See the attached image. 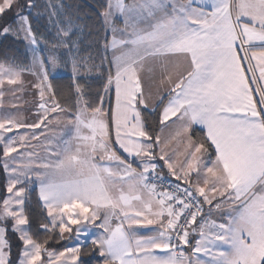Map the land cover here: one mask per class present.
Masks as SVG:
<instances>
[{
  "label": "snow or ice",
  "instance_id": "6c2138e0",
  "mask_svg": "<svg viewBox=\"0 0 264 264\" xmlns=\"http://www.w3.org/2000/svg\"><path fill=\"white\" fill-rule=\"evenodd\" d=\"M93 7L0 0V264H264V0Z\"/></svg>",
  "mask_w": 264,
  "mask_h": 264
},
{
  "label": "trees",
  "instance_id": "16d2710c",
  "mask_svg": "<svg viewBox=\"0 0 264 264\" xmlns=\"http://www.w3.org/2000/svg\"><path fill=\"white\" fill-rule=\"evenodd\" d=\"M41 10L43 9L44 0H38ZM65 4L71 6V10L73 12L74 17L78 18L79 22L84 25V40L88 41L89 36H91L92 41H99V43L95 44V53H99L100 44L102 43V35H97L98 33V20L94 16V7L93 5L96 3V0H64ZM10 17L9 19H11ZM46 25V21L43 19L39 25V30L44 32ZM36 27V25H34ZM45 34H47L45 32ZM87 47V44H85ZM12 56L17 58L18 61H26V48L23 41H14L0 40V60H3L4 56ZM68 83L65 78L61 81V84L66 85ZM3 174L0 173V183L3 182ZM43 239V237H41ZM56 248H60V244L55 245ZM85 259L91 260V257H86ZM92 264H97L95 260H92Z\"/></svg>",
  "mask_w": 264,
  "mask_h": 264
},
{
  "label": "rangeland",
  "instance_id": "374dc122",
  "mask_svg": "<svg viewBox=\"0 0 264 264\" xmlns=\"http://www.w3.org/2000/svg\"><path fill=\"white\" fill-rule=\"evenodd\" d=\"M11 87H17V86H9L6 83L4 85V89H8ZM18 97L21 99H17ZM3 99L6 102L11 101V100H15L18 107L14 109L11 107V104L5 103L3 106H0V114L4 113L6 111H12V112L20 111L23 114V117H24V112L31 114V112H29L28 109L34 104V98L31 95H29L27 91L18 92L15 94V96H13L10 92H6ZM31 117H32V114L30 115L29 118H31Z\"/></svg>",
  "mask_w": 264,
  "mask_h": 264
},
{
  "label": "crops",
  "instance_id": "0c3cea01",
  "mask_svg": "<svg viewBox=\"0 0 264 264\" xmlns=\"http://www.w3.org/2000/svg\"><path fill=\"white\" fill-rule=\"evenodd\" d=\"M31 114L24 112V117H25L24 119H31V118H29ZM13 155H15V154H13ZM181 159H182V157H181Z\"/></svg>",
  "mask_w": 264,
  "mask_h": 264
}]
</instances>
